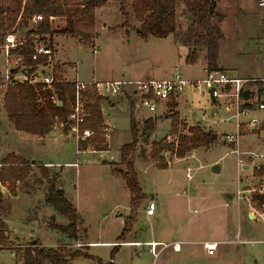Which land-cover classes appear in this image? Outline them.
<instances>
[{"label": "rangeland", "instance_id": "obj_1", "mask_svg": "<svg viewBox=\"0 0 264 264\" xmlns=\"http://www.w3.org/2000/svg\"><path fill=\"white\" fill-rule=\"evenodd\" d=\"M219 1L220 7L226 11L227 19L224 21V15L217 7L215 15L211 19L213 25L211 33L214 38L218 39L217 31L219 29L223 36V39L219 41L221 58L225 66L230 68V72L223 70L228 72L230 76L257 80V82L250 83L246 87L251 91L246 94L249 96L248 103L252 106L259 98L264 101V96L259 95L264 91V29L262 30V27L258 26L255 20L252 19L248 27L241 25L242 19L240 15H243H239L236 10L238 0ZM257 2L258 0H245L247 10L252 13V16L256 15L262 8L257 5ZM127 3V10L130 11V0ZM120 9L121 0H109L107 8L99 11L98 18L96 17V31L98 26L97 33L98 37H100L98 45L102 50H112L111 47H114V44L119 40L118 38L123 37L122 33H118L119 26L112 28L116 24L122 23L120 26L122 30L131 28V32L136 31L138 28L134 27L136 26L134 20H131V22L133 21L135 24L129 25L131 24L129 23L123 27L125 19L122 17ZM176 12L178 28H181L182 31L187 28L183 31V38L187 37L189 32H191L194 39L201 40V42L204 41L199 35L206 34V31L204 29L201 30L194 24L195 21H193V17L190 14L188 4H179ZM186 12H188L189 16H187ZM51 21L53 22L51 27L55 28V31L64 26L61 20L53 19ZM222 23L221 29L220 25ZM35 26L36 24L33 23L29 25V29L35 28ZM111 28L114 32L111 31ZM16 33L20 40H26L27 34L22 29H17ZM180 33H182L181 30L178 31L176 36H179ZM55 35L57 38L61 34L56 33ZM53 36L44 35L38 37L37 40L41 41L44 38L48 40L50 37L53 38ZM63 36L59 38L61 55L64 61L74 63V66L69 65L71 67L69 72L70 79L88 80L93 76L96 69L102 73L99 61L97 65L95 64L97 60H100L99 52L97 53L98 56L94 54L93 46L96 41L93 46H86L73 38ZM257 36H260V38L256 44ZM128 39L123 41L119 52L130 53L136 51V45L130 46ZM203 47L207 51L206 46L203 45ZM94 60L95 63H93ZM3 61V57L0 55V70L4 66ZM179 65L182 73L183 70L187 71V69H190L192 70L191 74L197 76L201 73L203 63L198 61L194 67H185L183 62ZM104 70L105 68H103ZM258 77L263 80H259ZM205 98L209 97L206 96ZM224 100L229 108L227 110L224 108L218 109V116L214 115V111L210 107H207L205 112H196L195 116V119L200 118L201 120L204 113H206L207 117H205L207 120H202V123L215 121L214 128L219 134L216 144L208 148L197 149V152L189 154L184 161H180V159L171 154H165L166 160L172 165L171 167L169 165L170 168L165 170L158 169L149 154H147L148 157H143L139 151V157L144 161H138L146 163L143 165L147 166L138 164L136 167L140 171L139 180L146 194V201L141 208V222L137 225L138 235L135 238L128 236L129 238L127 237L126 239L132 238L136 241H141L142 245L139 247H124L115 254L114 258L112 257L114 248L91 246L87 250L94 259L81 257L74 260L71 264H99L97 258H100L104 264L110 262L116 264H210V260L203 255V246H200V241L204 239V236L216 233L217 238L213 239L228 241L234 238L237 232L245 243L238 247L227 246L229 248L228 252L223 257L217 258L218 262L216 264H264V222L250 220L246 216V204L244 202L237 204L235 199L237 188L245 186V179L250 176L251 168L240 170L237 165V156L232 152L233 145L225 144V134H234L236 128L233 120L227 121V118L234 111L233 100L232 98H224ZM131 106V103L124 99L114 109L109 106L104 107V119L115 129L114 134H111L110 151L96 154L84 152L79 159V168L65 166L67 163L77 161L78 141L76 138L68 137L67 140H64L63 137L53 134L44 139L33 137V139L21 140L5 133L3 118V135L0 140L2 156L6 155L9 150H13L22 153L30 161L35 160L40 163L52 161L61 164L62 182L60 186L65 190L67 198L77 203L81 215L85 219L84 224L91 229V232L87 235V242L103 239L100 237L99 224L105 215L109 217L108 223L115 220L117 213L113 210V203L119 202L121 204L124 200L128 203L122 193L127 190L124 180L121 176L113 173L109 166H104L98 160L105 159L110 161L111 156L117 159L118 148L132 141ZM150 115L154 114L150 113L147 108H143L134 117L140 119ZM255 115L262 121L264 119V110L257 111ZM2 116L3 109L1 107L0 121ZM172 116L174 117V115ZM203 129L210 131L208 126H204ZM180 130H182L181 133H187V130L184 131L183 127H180ZM153 131L155 132V130ZM167 131L168 129H164L162 132L167 133ZM258 131H243L238 145L241 152L261 150L264 145V133H260V138L255 133ZM149 132L146 134L148 135ZM56 137L57 139H55ZM146 137L144 136L145 139H149L150 143L161 139L153 138V134L150 137ZM144 138H141L139 143H142V146L140 144V149L144 148L143 154L145 155L146 152H150L151 147L144 143ZM177 138L176 134L172 135L171 133L168 141L173 142ZM105 140L109 145V139L105 137ZM234 149H236V146H234ZM109 164H114L115 167L119 166L120 168L119 164ZM152 164L154 166H151ZM214 166H219L220 172H213L212 168ZM188 169H191V178L188 176ZM37 176L41 178L40 173L29 178V181H27L30 182L29 185L37 186L36 180L39 179ZM240 179L244 181L241 182ZM0 190H4L6 196H11L7 188L0 187ZM228 196H231V200H229ZM152 201L157 206L156 215L147 217L144 209H147ZM43 202L42 191L35 195L23 194L11 200V210L6 215V221L16 239L21 243H25L21 247H14V250L1 251L0 264H22V252L20 250L26 249L31 244L28 242L32 240H39L48 246H55L59 241L61 246L68 244V241H61L63 235L50 229L47 223V218L50 220V217L55 216L58 224H64L66 223L65 217L57 214L50 207L41 211L39 218L35 217L34 209L40 205L39 203L43 204ZM126 203L120 208V211L124 215H129L131 212L126 208ZM225 203H228V206ZM121 219L122 217L119 218V220ZM143 223L148 227H143ZM213 230L216 231L214 232ZM151 240L164 243L158 249H162L166 256L162 253L159 254L158 249V256L152 254L150 246L144 244L146 241ZM83 242L80 243L84 245ZM175 243L180 245L181 252L176 253L174 251ZM75 244L72 242V245L68 248L85 250L84 246L78 247L77 244L75 247ZM13 252L16 253L15 256H13Z\"/></svg>", "mask_w": 264, "mask_h": 264}, {"label": "trees", "instance_id": "obj_2", "mask_svg": "<svg viewBox=\"0 0 264 264\" xmlns=\"http://www.w3.org/2000/svg\"><path fill=\"white\" fill-rule=\"evenodd\" d=\"M109 0H0V41L4 39V33L20 27H28V23L36 16L42 15L44 20L38 22L35 28L29 29L26 38L25 54L27 65H34L44 62L45 57H41L36 63L32 60L30 49L38 37L44 35H55L56 33L70 36L79 40L86 46H93L98 38L96 31V11L108 4ZM129 0H121V13L125 19V24L134 20L139 24L136 29L142 39L155 37L160 39L168 38L178 31L177 7L179 4L186 3L193 17L194 24L206 34H200L201 40L192 37L191 32L186 37L189 42H194L198 46H206L207 69L209 71H218L220 68L219 41L223 39L221 31L218 29V39L212 36L211 29L212 18L217 9V0H130L131 10H127ZM51 17L62 18L66 26L59 30H52ZM130 25V24H129ZM185 39V38H184ZM204 42V43H203ZM197 56L195 52L190 55V60L194 61ZM196 60V59H195ZM56 73L60 83L57 88L62 91L64 104L57 107L49 100V94L41 91L28 83L17 84L10 87L4 94L3 110L7 116L14 122L18 131L26 132L31 135L44 137L53 131L55 118L67 120L71 113V108L75 97L76 82H66L59 76V69L56 67ZM248 98V94H246ZM133 107V106H132ZM87 108L89 115L81 127L82 130L90 129L94 135L79 140L80 151H108L109 145L106 143L104 130L106 123L102 112V98L95 91L89 90L87 95ZM187 130V134L180 133V127ZM153 128V120L145 122V130ZM69 133L68 129L63 130ZM132 142L126 144L121 150V161L118 167L111 165V171L121 176L131 194V214L126 217L125 229L118 242H125L128 235L133 230L138 221V211L146 201V194L139 180V173L132 159L139 140L140 132L132 110ZM171 133L177 135L176 141H168L165 138L152 144L151 158L160 170L169 168V162L165 154H171L178 159L186 158L193 151L202 147L208 148L218 141V136L203 128L188 127L180 122L179 114L175 113L172 120ZM41 178L36 180L37 185H42L44 180L48 182V191L46 202L52 206L60 215L68 220L67 225L58 224L55 218H52L49 225L59 233L65 234L74 241H86L84 221L76 206L67 198L65 191L59 187L60 175L51 173L48 168L38 165ZM32 171L30 162L9 156L3 160V167L0 170V183L7 187L12 196L17 195V184L25 183ZM256 177L264 176V170L257 171ZM255 206H258L257 198ZM5 210V201L0 194V217ZM85 247V244H84ZM121 246H116L112 252V257L120 250ZM9 237V228L6 222L0 219V250H14ZM22 252L21 260L23 264H71L77 258L94 259L85 250H72L67 246L57 248L44 247L37 240L35 244L31 243ZM99 264H104L100 258H97ZM113 260V259H112ZM108 264H116L110 262Z\"/></svg>", "mask_w": 264, "mask_h": 264}, {"label": "crops", "instance_id": "obj_3", "mask_svg": "<svg viewBox=\"0 0 264 264\" xmlns=\"http://www.w3.org/2000/svg\"><path fill=\"white\" fill-rule=\"evenodd\" d=\"M259 2H260V0H258L257 5ZM237 5H238V7L236 10H237L238 14L243 15V16L240 15V18L242 19L241 25L248 27L250 25V22L252 19V20H255V22L258 26L262 27V30L264 29V23H263V11H264V9L263 8H260L258 13L256 15L252 16L251 15L252 13L248 12V10H247V7H246L247 5L245 3V0H238ZM217 7H219L221 12L223 13L224 21H225L227 19V15L225 13L226 11H224L222 9V7H220V1L219 0H217ZM103 8H107V5L102 7V8L97 9V11H96V17L97 18H98L99 11H101ZM186 13H187V16H189L188 12H186ZM121 15H122V13H121ZM122 17H123V15H122ZM54 20L63 21L64 26L59 28V29H62L66 26V22L64 19L54 18ZM32 22L33 21L31 20L28 23V27H24V28L20 27V28H18V30L22 29L23 32L27 33L29 30V25L33 24ZM52 23L53 22L51 21V24ZM104 24H106V23H104ZM132 24H135V23H133V21H132L130 25H132ZM121 25H122V23L121 24L118 23L112 27V28H114L116 26H119L118 33L123 34V37L118 38L119 40L117 41V43L114 44V47H111L112 50L111 49L102 50V48L98 45L100 37H98L96 39V42H95V45L93 46V49L95 47H97V51L99 52L98 55L100 57L99 58L100 60H97L96 63L94 60L93 63H95L97 65V63L99 61V64L102 67V73H100L99 70L96 69V71L94 70L93 76L88 80H79L77 78H75V79L69 78V72H70V68H71L69 65L74 66V63L70 62V61H64V59L61 55V50H60L61 47H60V43H59V38L62 37L63 35H59L57 38H56V35H54L53 38L50 37L49 39L52 42L54 49H55V66L59 69V76L61 77V79L63 81H66V82H76V81L88 82V81H92V80H97V81H109V80L129 81V80L154 79V78L155 79L156 78L165 79V78H169L173 74L175 69H179V66H180L179 64H181V62H183L185 67H194L198 61H202V63H203V65L201 67L202 70H201L200 74H198L197 76L193 75V74H191L192 70H190V69H187V71L183 70V74L189 79H198V78H201L204 76L205 71L207 70L208 52L206 50H204L203 46L201 47V46L196 45L194 42H189L186 37H185V39L183 38V35H184L183 31H185L187 28H184L183 31L181 28H178V31L181 30V32H182L179 34V36H176L178 33V31H177L175 34H172L168 38H165V39H160V38H155V37H149L147 39H142L139 36V33L137 32V30L136 31L134 30L133 32H131V28H127V29L125 28L124 29L125 31H124L120 27ZM222 25H223V23L220 25L221 29H222ZM138 26H139V24L136 23V26H134V27L137 28ZM112 28H111V31L114 32V30ZM54 29L55 28H52V30H54ZM97 31H98V26H97ZM65 37L66 38H72L70 36H65ZM259 38H260V36L256 37V44L259 42L258 41ZM127 39H128V42L130 43V46H132L133 44L136 45V51L135 52H130V53L119 52V50L122 48L123 41L124 40L127 41ZM44 40H46V38H44ZM75 40L77 42H79V40H77V39H75ZM193 52H195L197 54V56L194 58V61H191L190 55H192ZM95 55H97V54H95ZM3 63H4V61H3ZM218 67L220 68L219 69L220 71H224L229 77H231V78L236 77V76H230L229 75L228 72H230L229 71L230 68L225 66V64L223 63V60L221 58V49H220ZM4 68H5V66H3V68L0 70V73L3 72ZM103 68H105L104 71H103ZM223 69L228 70V72H226ZM95 72L97 73L98 78L96 77ZM240 78H244V77H240ZM259 80H263V79L259 78ZM262 92L264 93V91H262ZM206 96H208L209 98H205ZM124 99L128 100L131 103V105L133 106V107L132 106L131 107H132L134 116L136 113H140L143 108H147L150 113L154 114L152 116L150 115L149 117H142L140 119H136V117H135V120L138 124V129L140 132V140H141V138H144V136L150 137L152 134H153V138H161L160 140H156V141H153L151 143L149 142V139L144 138V143L146 145H150V147H151L150 152L149 153L146 152L145 155L143 154L144 148L140 149V144L142 146V143L138 144L135 152L132 155V159H133L136 167L138 164L139 165L146 164L144 162L138 161V160L144 161L142 158L139 157L140 152L142 153L143 157H145V156L148 157L147 154H149L151 157L152 144L154 142H158V141H161L165 138L170 137L171 129H172V119H173L172 115H174L175 113L179 114L180 122L182 124H186V125L191 126V127L199 126L201 128H204V126H208V127H210V129H209L210 131H213L217 136H219L218 132L214 128L215 121H212V122L205 121L204 123H202L203 122L202 120H207L206 119V117H207L206 113H204V116H202V119L200 120V118L195 119V116L197 114L196 112H198V111L205 112L207 107H210L211 109H213L214 114H215V112H218V109H220V108H224L225 110H227L229 108L226 106L227 104H226L224 99L217 101V100L212 99L207 94H200V93L194 92L191 89L187 90L184 94H181L175 98H172L170 101L155 100L151 105H146L144 103L145 97L143 95H141L139 93L137 94V93L131 92L127 89L118 97H115V98L109 99V100H103L102 99L103 115H104V107L105 106H109L111 109H114L115 107H117L118 103ZM3 118H4V122H5V133L8 136L13 135L12 137L18 138L21 140H25V139L29 140V139H33V137H39V138L44 139V138H47L49 136H52L53 134L63 137L64 140H67L68 137H74L77 139V137L74 134L65 133L64 131H61V130H53L51 133L47 134L44 137L31 135V134H28L26 132L18 131L15 128L14 122L7 116L6 112L3 110V116H2L1 121H0V140L2 139V135H3V133H2V131H3ZM148 120H153V128L151 130H149L150 132L147 135L146 133L148 131L145 130V122ZM260 122L263 123V126L259 129L258 132H255L258 136L260 135V133H264V119ZM105 123L107 126L106 130H107V134L109 136L108 139H109V146H110L111 145L110 144L111 134H114L115 129L106 120H105ZM164 129H168L167 133L162 132ZM153 130H155V132ZM181 132H182V130H180V133ZM185 134H187V133H185ZM55 139H57V137ZM77 141H78V145H79V140L77 139ZM131 142H129V143H131ZM129 143H126V144H129ZM126 144H123L118 148V150H117L118 151V158L117 159L114 156H111L110 161L105 160V159H100L98 161L101 162L104 166H109L111 169V165L109 163H115V164L120 163V161H121V150H122V147ZM109 151H110V147H109L108 151H90V150L80 151L79 147H78L77 161L67 163L65 166L79 168L80 167L79 166V159H80V157H82L84 152L96 154V153H104V152H109ZM193 152L195 153V152H197V150H195ZM245 152H250V151H245ZM11 155L16 156L18 158H22V159L30 162L31 167H32V171H31L27 181H29V178H31L33 175H38L40 173L37 166L42 165V166H45L46 168H48L52 174L57 173L60 175L59 187L62 189V187L60 186V184L62 182V170L60 169L61 164L54 163L52 161H46L44 163H40V162L35 161V160L30 161L25 155H22V153H18L16 151L9 150L6 153V155H4V156H2V154L0 152V163H1L0 170L3 167V160H5L6 158H8ZM187 158L188 157H186L184 159H180V161H184ZM152 162L156 166V163L153 160H152ZM105 164H107V165H105ZM154 165L152 164L151 166H154ZM143 166L147 167L146 165H143ZM171 166L172 165H170V167ZM148 167H150V166H148ZM137 170L139 173L140 171L138 168H137ZM37 177H39V176H37ZM27 181L25 183H18L16 196H12V195L6 196L4 190H0V194L4 193L2 195H3L4 201H5V210L2 213V216L0 217V219L4 220L6 222L8 228H9V237H10V240L12 242L13 247H21L25 243V242L21 243L19 240L16 239L12 230L10 229L8 222L6 221V215H8L10 213V210H11V203L10 202L14 197L18 198V197H20V195H23V194L35 195L39 191H42L43 196H44V202H43V204L39 203L40 205L36 206V208L34 209L35 217L39 218V213L48 207L52 208L57 214H59L52 206L48 205L46 202L47 191H48L47 180H44V183L42 185H37V186H31V185H29L30 182H27ZM245 182H246L245 186L250 187V186L256 185L257 179L250 175L249 177H246ZM124 183H125L127 190L123 191L122 193L124 195V198H126L128 200V203H126L125 200L121 204H119V202L113 203V210H115L116 211L115 213H117V215L115 216L116 217L115 220L110 221L108 223L109 217L107 215H105L99 224L100 225L99 226V232L101 235L100 237L103 239H98L97 241H90V242L84 241L83 243L85 244V249L86 248L90 249L91 246H104L107 248H115L116 246H121L120 249H123L124 247H139L142 245L141 241H136L135 239H132V238H135L136 235H138L137 234V225L140 224V222H141V210H142L141 208L143 207L145 202L138 211L137 223L134 225L133 230L128 235L129 237H132V238L126 239L125 242H118L119 238L121 237V235L125 229V219H126V217L130 216V214L129 215L122 214L120 211V208L123 207L126 203V208L130 212L132 211V209H131V194H130V191L126 185L125 180H124ZM0 187H4V186L0 183ZM5 188H7V187H5ZM7 190H8V188H7ZM63 191H65V190H63ZM228 197H229V200H231L230 199L231 196H228ZM71 202L76 206V208L78 209V211L81 215V211L79 210V206L77 205V203H75L73 200ZM152 202H154V201H152ZM92 205H93V202H92ZM225 205L228 206V203H225ZM148 207H149V205H148ZM156 209H157V206H156ZM144 210L146 211L147 209H144ZM145 215H147V212L145 213ZM155 215H156V210H155V214L153 216L147 215V217H154ZM246 216L251 220L250 210H249L248 206H247ZM81 217H82V215H81ZM120 217H122L121 220H119ZM52 218H55V220H56L55 216L50 217V220ZM82 219L85 222V219L83 217H82ZM50 220H49V218H47L48 227L50 229H52L49 225ZM118 221H120V222H118ZM260 221L264 222L263 220H260ZM67 224H68V220L66 219V223H64L62 225H67ZM143 227L146 228L148 226L145 223H143ZM52 230H54V229H52ZM54 231H57V230H54ZM85 231H86V234L88 235L89 232H91L90 227L87 228V226L85 225ZM213 231L215 232L216 230H213ZM62 235H63V239L61 241H68V244L65 245L67 247L71 246L72 242L76 243L75 247L77 246L78 243H80V242L82 243V241L71 240L65 234H62ZM216 236H217L216 233H213L210 236L205 235L204 239L200 241V246H203V255L207 259L210 260V264H214V263L216 264L218 262L217 258L223 257L225 255V253L228 252L229 248L227 246L238 247V246L242 245V244H240V245L234 244V238L236 236H238L239 239L241 240L238 232L235 234L234 238H231L228 241H220L217 239H213V238H217ZM32 242H34V241L32 240V241H29L28 243H32ZM217 242L220 243V245L218 247L216 254L214 256L208 255L207 250L204 248V244L205 243H217ZM242 242H243V244L245 243V241H242ZM40 243L42 246L50 247V248H57V247L61 246V245H59L60 241L55 246H48L42 242H40ZM144 244L149 245L150 251H151V246L153 244H156L157 249H158L159 247H162V245L164 243L161 241H157V240H151V241H146ZM175 244H178V243H175ZM174 251L176 253H179L182 251V249H181V247H179V249H176V250L174 249ZM158 253L164 254V251L162 249L161 250L158 249Z\"/></svg>", "mask_w": 264, "mask_h": 264}, {"label": "built area", "instance_id": "obj_4", "mask_svg": "<svg viewBox=\"0 0 264 264\" xmlns=\"http://www.w3.org/2000/svg\"><path fill=\"white\" fill-rule=\"evenodd\" d=\"M259 7L264 8V0H260ZM54 18L51 17L50 20ZM44 20L42 15H38L32 19L33 23L37 24ZM26 40H20L16 30L7 31L4 34L3 41H0V53L4 60V70L0 73V110L3 109L4 94L10 88L17 84L28 83L35 87H39L41 91L49 94V100L57 107H62L64 104L62 91L57 88L58 80L55 66V49L52 42L49 40H36L31 46L32 60L38 62L41 57H45L44 62H39L34 65L25 63ZM97 47L94 48V54H97ZM254 79L231 78L224 71H205L203 77L198 79L187 78L179 69H175L169 78L165 79H139V80H109V81H76L75 97L72 105V110L67 120H62L59 117L55 118L53 130L68 129L69 133L74 134L78 140L86 139L93 136L95 133L90 129L82 130L81 127L85 123L89 111L87 108V95L89 90L93 88L95 93L103 100L113 99L120 96L125 90L134 93H139L145 97L144 103L151 105L155 100L170 101L187 90L191 89L200 94H207L214 100L224 98H232L234 111L228 120H233L235 123L236 132L234 134H225V144L233 145V153L237 156V165L240 170L249 169L250 175L257 179L254 186L238 187L235 193L236 202L239 204L244 202L249 210L253 221H264V176L256 177L255 173L264 170V145L261 150L256 152H241L238 148L239 139L243 131L259 130L263 123L259 121L255 113L264 110V101L259 98L252 106L248 103L249 98L245 97L246 93L251 92L246 87L250 83H255ZM260 96H264L261 92ZM215 116L218 113L215 112ZM104 136L108 138L107 130L104 131ZM236 146V149H234ZM243 156H245L243 158ZM1 167V163H0ZM188 176L191 178V169H188ZM241 182L243 180L241 179ZM258 199V206H255V199ZM156 204L151 202L146 212L148 216L155 214ZM234 244L240 245L243 242L238 236L234 238ZM220 243H205L204 248L208 255L214 256L218 250ZM78 243V247H82ZM180 245L175 244L176 250ZM1 252V250H0ZM151 252L158 256L157 246H151ZM13 252V256H15Z\"/></svg>", "mask_w": 264, "mask_h": 264}, {"label": "water", "instance_id": "obj_5", "mask_svg": "<svg viewBox=\"0 0 264 264\" xmlns=\"http://www.w3.org/2000/svg\"><path fill=\"white\" fill-rule=\"evenodd\" d=\"M137 32H138V31H137ZM212 171L215 172V173H218V172H220V167H219V166H214V167L212 168ZM250 218H251V216H250ZM32 243L35 244L36 241H34V242H32Z\"/></svg>", "mask_w": 264, "mask_h": 264}, {"label": "bare ground", "instance_id": "obj_6", "mask_svg": "<svg viewBox=\"0 0 264 264\" xmlns=\"http://www.w3.org/2000/svg\"><path fill=\"white\" fill-rule=\"evenodd\" d=\"M180 247V246H179ZM179 247L177 249H179Z\"/></svg>", "mask_w": 264, "mask_h": 264}]
</instances>
